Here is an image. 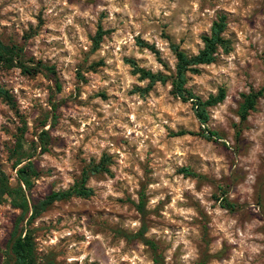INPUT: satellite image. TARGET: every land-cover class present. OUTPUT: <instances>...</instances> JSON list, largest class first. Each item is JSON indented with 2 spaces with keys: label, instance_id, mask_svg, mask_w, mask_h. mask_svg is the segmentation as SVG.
Segmentation results:
<instances>
[{
  "label": "rangeland",
  "instance_id": "374dc122",
  "mask_svg": "<svg viewBox=\"0 0 264 264\" xmlns=\"http://www.w3.org/2000/svg\"><path fill=\"white\" fill-rule=\"evenodd\" d=\"M221 15L228 49L186 83L202 100L225 90L202 124L169 80L148 86L128 60L172 74L170 44L197 53ZM0 38L54 68L0 66L10 183L18 137L39 171L34 198L67 190L102 157L107 169L88 177L90 195L57 200L33 220L40 264H264V0H0ZM260 89L241 119L243 94ZM19 212L0 203V264ZM142 220L158 262L138 235Z\"/></svg>",
  "mask_w": 264,
  "mask_h": 264
},
{
  "label": "trees",
  "instance_id": "16d2710c",
  "mask_svg": "<svg viewBox=\"0 0 264 264\" xmlns=\"http://www.w3.org/2000/svg\"><path fill=\"white\" fill-rule=\"evenodd\" d=\"M226 26L225 16L221 15L214 20L210 33L202 37L203 46L195 54H188L177 44H170L173 54L176 58L175 70L172 74H164L162 72H153L149 69L139 67L132 63L134 73L139 75L141 79L148 80V86L156 82L164 83L170 81L171 92L183 101L191 100L196 117L200 123L204 124L208 120L207 107L221 102L225 97L224 88H218L216 94H209L207 99L202 100L195 96L187 87V79L189 74H197L200 72V65L209 64L216 58L218 49L221 47L224 51L228 49V39L223 35ZM104 32L101 27H98L94 37L93 46H98ZM140 46H145L157 54L153 45L146 44L143 40H138ZM0 66L7 68H19L22 73L36 74L41 70L53 72V66L43 64L40 60L27 58L23 53V48L16 43H6L0 38ZM6 94V92L3 91ZM262 93V90L251 91L248 94H243V101L240 104L239 113L241 119H245L249 110L254 108L257 97ZM214 132L207 131V138H210ZM23 138L18 137L10 149L8 161L10 167L15 171L16 183L13 185L9 181L7 172L0 164V203L8 202L13 208L18 209L17 216L10 237L5 244V257L2 264H40L39 256L35 244V230L31 227V223L37 218L49 205L61 199H66L71 196L86 197L91 194V189L86 186L88 177L99 171H106L104 166V157L100 162L94 164L90 168H83L81 176L67 190H52L47 195L41 198H34L31 190L35 184V179L39 175L33 160L31 152L23 150ZM40 149L44 151L45 140L40 136ZM32 145L35 144L33 141ZM184 174H192L186 168H181ZM143 198L138 203L137 207L144 216ZM223 207L235 209L236 204L227 198H222ZM145 222L142 220V226L138 232L142 242L149 246L154 254L153 261L158 262L156 243L145 237Z\"/></svg>",
  "mask_w": 264,
  "mask_h": 264
}]
</instances>
